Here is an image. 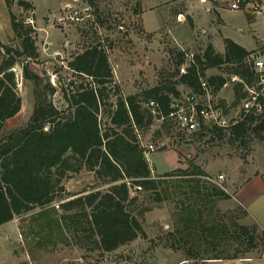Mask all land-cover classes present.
<instances>
[{
  "label": "rangeland",
  "instance_id": "rangeland-1",
  "mask_svg": "<svg viewBox=\"0 0 264 264\" xmlns=\"http://www.w3.org/2000/svg\"><path fill=\"white\" fill-rule=\"evenodd\" d=\"M19 1L0 0V40L12 47L21 45L13 31L8 33L12 10L33 27L39 54L35 58L19 57L11 68L21 108L6 119L0 137L26 124L32 114L33 83L24 77L22 70L27 62L32 71L51 82L54 91L48 98L64 109L68 107L67 96L76 86L90 81L75 73L69 62L88 48L98 47L104 52L111 77L101 84L106 90L98 119L101 128L106 129L112 125L109 114L117 96L140 95L158 83L177 81L179 73L208 43L214 40L218 49L223 35L222 19L217 12L211 16L212 20L195 21L190 14L192 5L183 0H26L30 4L28 8L21 7ZM250 1L248 7L241 8L244 11L225 12L223 29L229 35L239 34L246 46L256 49L264 45V40L255 45L253 37L258 33L251 28H256L264 39V12L261 10L264 0ZM66 5L78 8L82 19L58 23L56 16ZM258 17L262 20L250 25L249 20ZM234 67L227 63L206 71L207 76L219 74L227 78L228 83L218 92V97L228 106L229 116L238 111L240 104V100H236L237 83L231 80ZM176 87L180 95L191 91L182 83H177ZM137 131L143 147L155 144V150L146 156L153 175L164 177L165 181L156 190L142 189L137 193L136 211L139 207L148 208L141 217L146 237L139 236L105 252L85 237L87 232L64 219L75 209L66 211L63 202L97 189L105 191L111 185L108 177L97 175L76 162L79 169L73 166L66 171L62 180L64 189L59 190L58 199L35 206L0 225V264H264L261 241L264 230L259 227H264V193L250 205L247 215L245 208L230 194L249 175L264 172V139L251 137L253 135L246 140L234 139L229 129L211 132L208 128L203 134H175L156 119ZM197 167L203 175L222 173L225 188L200 177L196 174ZM194 179L201 182V194L196 193ZM124 180L131 182L128 177ZM213 186L230 197H220L212 190L208 195L207 188ZM189 209L193 213L201 212L203 218L218 225L233 220L250 226L259 224L258 244L236 258L211 257L226 250L233 253L239 247L237 242L229 245L225 239L214 248L205 249L207 246L201 244L202 251L188 258L185 246L176 239V228Z\"/></svg>",
  "mask_w": 264,
  "mask_h": 264
},
{
  "label": "trees",
  "instance_id": "trees-1",
  "mask_svg": "<svg viewBox=\"0 0 264 264\" xmlns=\"http://www.w3.org/2000/svg\"><path fill=\"white\" fill-rule=\"evenodd\" d=\"M18 3L21 7H30L26 0ZM10 21L21 45L12 47L0 40V135L6 119L21 108L15 73L11 68L19 57L35 58L39 54L30 23L18 18L12 10ZM224 44L223 53L208 44L179 73L175 82L158 83L143 90L141 96H117L109 114L112 125L106 129L101 128L98 114L106 90L101 84L109 81L111 70L106 55L98 47L84 50L69 62L75 73L90 78V81L76 86L75 91L67 96L68 107L64 109L48 98L54 91L51 82L32 71L28 62L24 64L23 75L33 83L34 106L26 124L0 137V225L35 206L58 199L59 190L64 189L62 180L66 171L76 166L77 162L94 170L97 175L108 177L111 185L105 191L97 189L63 202L62 207L66 211L75 209L64 219H68L78 230L87 232L85 237L105 252L113 251L139 236L146 237L141 217L148 208L139 207L136 211L138 195H130V186L139 183L146 191L156 190L165 181L164 177L153 175L146 149L138 139L137 130L150 126L155 120L143 102L154 99L162 111L168 113L172 96L179 95L176 84L182 83L192 91H199L201 77L206 78L213 91L218 93L227 78L219 74L207 76L206 71L227 63L235 65L231 72L249 81L253 74L247 56L253 49L248 50L228 37L224 39ZM242 96L241 85H237L236 100ZM209 130L212 132L215 129ZM229 131L238 140L249 139L251 135L264 139V114L260 117L245 115L233 123ZM200 132L203 134V131L194 133ZM77 169L79 166L75 167ZM196 174L203 175L198 167ZM126 177L131 179V185L124 180ZM200 183V180L194 179L197 194H201ZM216 188H207L208 195L213 191L220 197H230L224 190ZM187 212L177 225L176 239L185 246L188 258H194L202 251L201 244L207 246L205 249L214 248L225 239L227 244L237 242L239 247L233 253L226 250L211 257L236 258L239 253L258 244L257 225L240 224L234 220L218 225L203 218L201 212L193 213L191 209ZM261 241L264 244V231Z\"/></svg>",
  "mask_w": 264,
  "mask_h": 264
},
{
  "label": "built area",
  "instance_id": "built-area-1",
  "mask_svg": "<svg viewBox=\"0 0 264 264\" xmlns=\"http://www.w3.org/2000/svg\"><path fill=\"white\" fill-rule=\"evenodd\" d=\"M212 1V2H211ZM203 4L212 7L217 4L232 10L248 7L250 0H200ZM264 12V6H261ZM82 19L80 10L72 5H66L57 14L56 20L60 24ZM193 60V58H192ZM247 61L252 69V77L248 81L234 73L231 76L232 82L241 85L243 96L240 99L238 111L229 116L226 112L228 106L213 91V86L206 78H200V90L190 91L187 94L172 96L169 103L168 113H164L154 99L143 102L156 121L169 126L172 133L176 132H198L210 129L228 130L230 126L245 115L251 114L260 117L264 114V46L253 49L247 56ZM228 82L226 81L224 86ZM209 126V127H208ZM155 144L149 143L145 147L146 153L155 150ZM200 177L211 181L221 188L224 175L222 173L213 175H200ZM128 183L129 180H127ZM142 185L134 183L130 186V195H136L142 190Z\"/></svg>",
  "mask_w": 264,
  "mask_h": 264
},
{
  "label": "crops",
  "instance_id": "crops-1",
  "mask_svg": "<svg viewBox=\"0 0 264 264\" xmlns=\"http://www.w3.org/2000/svg\"><path fill=\"white\" fill-rule=\"evenodd\" d=\"M184 2H188V4L192 5L190 8V14H192V19L196 20H200L202 18H211V20L213 19L211 16L213 14H215L217 12V15L220 16V18L222 19V27L220 29V31L223 32V35L221 36V41H220V47L218 49H216V42L214 40H212L210 43L208 44H212L213 47L220 53H223L225 51V44H224V39L225 38H231L233 39L235 42L239 43L240 45L244 46L246 49H252L254 46L252 47H248L246 46L241 39L239 38V34H235V36L233 35H229L227 32H225V30L223 29L225 26V20H224V14L227 11H237V10H241L244 11L242 9H236V10H232L226 7H220L218 4L214 7H212L209 4H203L200 2V0H183ZM262 20L261 17H258V19L253 18L249 20L250 25L255 24L256 22H260ZM11 23V21H10ZM7 26V25H6ZM215 27V26H213ZM252 27V26H251ZM216 28V27H215ZM252 30H256V33H258V35H256L254 38L255 40V45H257V43L259 42V40H264L259 36V32L256 28H251ZM12 32V27H11V31L8 30V33L11 34ZM255 32V31H254ZM255 33V34H256ZM264 193V172H260V173H256V174H252L249 175L243 182H241L238 187L234 190L232 194V198L238 203L240 204L242 207L245 208L246 215L248 214V210L249 207L252 203H255L260 196ZM246 217V216H245ZM257 224V223H256ZM259 226V224H257ZM262 230H264V227L259 226Z\"/></svg>",
  "mask_w": 264,
  "mask_h": 264
}]
</instances>
